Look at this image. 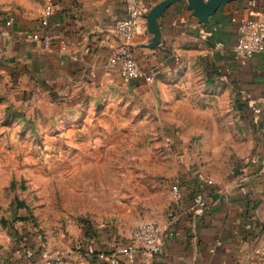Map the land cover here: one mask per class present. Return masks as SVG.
<instances>
[{"label":"crops","instance_id":"1","mask_svg":"<svg viewBox=\"0 0 264 264\" xmlns=\"http://www.w3.org/2000/svg\"><path fill=\"white\" fill-rule=\"evenodd\" d=\"M143 1L146 13L130 47L143 73L139 79H124L119 67L110 63L119 46L115 22L125 18L123 0H44L36 24L29 19L0 20V55L6 57L10 74L23 91L81 97L126 81L134 93L144 96L161 87L159 110L164 111L168 109L165 82L181 69L174 79L179 84L198 80L202 95L212 101L206 109L191 104L190 111L210 113L208 126H221L223 142L240 143L234 160L229 152L217 150L203 166L197 157L185 156L180 159L183 165L161 173L171 178L168 188L145 194L139 207L124 208L123 224L160 227L158 254L145 256L136 250L131 230L120 236L85 235L76 249L71 243L55 249L45 247L28 228L24 237L14 238L16 242L0 252L5 264H55L57 260L109 264L113 257L118 264H264V52L250 58L234 52L239 22L264 13V0L222 5L205 22L183 0L161 11L152 24L149 14L167 0ZM48 5L52 15L42 28L40 19ZM25 32L49 37L50 46L25 41ZM194 68L198 73H192ZM214 98L225 99L222 109L214 105ZM215 113H223L221 124ZM187 124L183 119L178 125L187 128ZM198 125L192 120L190 128ZM215 140L209 133L204 141L216 145ZM251 159L256 163L251 164ZM173 186L178 188L176 194ZM127 250H133L131 258Z\"/></svg>","mask_w":264,"mask_h":264},{"label":"rangeland","instance_id":"2","mask_svg":"<svg viewBox=\"0 0 264 264\" xmlns=\"http://www.w3.org/2000/svg\"><path fill=\"white\" fill-rule=\"evenodd\" d=\"M42 6L44 0H0V20L36 24ZM30 33L25 41H33ZM5 60L0 55V252L28 228L55 249L64 243L76 249L85 235L133 232L140 224H123L124 208L168 188L164 169L183 165L185 156L206 165L215 150L229 152L233 161L240 146L234 139L223 142L221 126H208L210 113L190 111L191 104L206 109L212 101L198 80L174 79L181 69L165 82L164 111L161 87L144 96L126 81L81 97L23 91ZM214 103L222 109L225 99ZM222 115L214 114L219 124ZM183 119L187 128L178 125ZM192 120L198 128H190ZM209 133L216 145L204 141Z\"/></svg>","mask_w":264,"mask_h":264},{"label":"built area","instance_id":"3","mask_svg":"<svg viewBox=\"0 0 264 264\" xmlns=\"http://www.w3.org/2000/svg\"><path fill=\"white\" fill-rule=\"evenodd\" d=\"M123 6L125 18L116 21L114 26L119 46L110 56V63L119 67L124 78L135 80L141 78L143 73L134 61L130 47L139 31V20L146 13V6L143 0H123ZM51 15L52 6L48 5L40 20L42 28L48 26ZM27 38L36 42L40 41L45 47H49L51 44L49 37L43 36L39 32H31ZM234 52L247 58L264 52V13H257L239 22ZM250 163L255 164V159H251ZM172 191L176 194L177 186H173ZM161 240V229L155 223L140 224L131 234V241L136 250L145 256L158 254L161 251ZM132 252L133 250L126 251L128 257L131 258ZM0 264H5L1 257ZM55 264H60V260H57ZM109 264H118V259L111 258Z\"/></svg>","mask_w":264,"mask_h":264},{"label":"water","instance_id":"4","mask_svg":"<svg viewBox=\"0 0 264 264\" xmlns=\"http://www.w3.org/2000/svg\"><path fill=\"white\" fill-rule=\"evenodd\" d=\"M183 0H167L158 6H156L152 12L149 14V22L152 24L154 22L157 15L169 7L171 4ZM189 2V9H193L194 15L198 17L201 22H205L210 16L215 14L220 6L226 5L228 3L237 1V0H209L208 2H204L203 0H187ZM155 30V28L153 29Z\"/></svg>","mask_w":264,"mask_h":264}]
</instances>
